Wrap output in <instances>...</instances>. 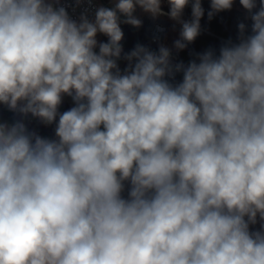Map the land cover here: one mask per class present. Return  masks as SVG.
<instances>
[{
  "label": "clouds",
  "instance_id": "9594fccd",
  "mask_svg": "<svg viewBox=\"0 0 264 264\" xmlns=\"http://www.w3.org/2000/svg\"><path fill=\"white\" fill-rule=\"evenodd\" d=\"M167 3L76 20L59 0H0V105L56 124L48 139L0 123V264H264V0H239L251 34L239 23L218 55L125 53L137 8L181 24L177 52L195 41L201 0L190 21V0ZM233 3L210 0L209 20Z\"/></svg>",
  "mask_w": 264,
  "mask_h": 264
},
{
  "label": "trees",
  "instance_id": "16d2710c",
  "mask_svg": "<svg viewBox=\"0 0 264 264\" xmlns=\"http://www.w3.org/2000/svg\"><path fill=\"white\" fill-rule=\"evenodd\" d=\"M163 1V0H162ZM202 7L204 9V15L200 20L201 32L200 35L195 39V41L187 46L186 49L179 51L175 57L172 58L173 63L183 62L187 65L191 60L196 59L197 53H202L209 48L214 49L219 54V49L222 44L231 41L232 43H238L239 23H244L246 25L245 35L251 34V25L252 21L249 17V13L245 10L239 0H234L231 10H226L219 12L213 16L211 20L208 18V12L210 9V0H201ZM259 5V0H257ZM169 9V8H168ZM258 10V9H257ZM255 11V10H254ZM192 9H191V0L189 5L184 9L182 19L185 21H190L192 19ZM121 19H123L121 17ZM124 37L122 40V45L124 52H130L137 45V39L132 29L127 24H121ZM107 37L101 34L100 42H107ZM139 44L144 45L151 49L152 51H158L157 47L152 46L146 37L140 36ZM98 52V48L96 49ZM119 67L123 70L127 66V62L121 59L118 61ZM182 80V73H177L175 76V82H180ZM74 104L62 103L59 107V112L63 113L64 111L69 110L73 107ZM19 113L10 111L6 106L1 105L0 120L2 123L12 124L17 121ZM58 120V118H57ZM39 123L42 124L40 121ZM51 125H56L55 123ZM48 139H56L55 136L49 137ZM251 230H258L260 224L250 226Z\"/></svg>",
  "mask_w": 264,
  "mask_h": 264
},
{
  "label": "built area",
  "instance_id": "2783aa9c",
  "mask_svg": "<svg viewBox=\"0 0 264 264\" xmlns=\"http://www.w3.org/2000/svg\"><path fill=\"white\" fill-rule=\"evenodd\" d=\"M114 3L115 0H80L79 3H77V0H59L58 6L65 7L69 16L78 20L82 13L87 14L89 19H92L98 7L104 6L107 8H112L114 7ZM161 7L164 13H168L169 5L167 0L162 1ZM135 13L136 16L139 15L137 10ZM139 19L142 21L141 27L136 28L129 25V27H132L130 28L136 36L137 44H139L140 36H144L152 46L159 48L160 45L165 46L167 37L171 31L181 30V27L174 24V20L170 19L167 15L153 19L149 14L146 13ZM160 29H162V31ZM172 58L176 59L175 55H172ZM62 103L72 105L74 104L72 98L66 95L63 97ZM17 120L23 121L30 131H35L44 138L55 136L56 125H41L39 120L32 117L30 114L27 116L19 114ZM0 123H2L1 120Z\"/></svg>",
  "mask_w": 264,
  "mask_h": 264
},
{
  "label": "rangeland",
  "instance_id": "374dc122",
  "mask_svg": "<svg viewBox=\"0 0 264 264\" xmlns=\"http://www.w3.org/2000/svg\"><path fill=\"white\" fill-rule=\"evenodd\" d=\"M138 11V14L137 17L138 18H141L143 17L146 13H144L141 9H137ZM174 24L178 25L181 27V24L176 22V21H173ZM131 27V26H130ZM132 28V27H131ZM181 31V30H180ZM180 31H171L167 37V41H166V44L167 42L169 43V46L165 44V47H168L169 49L172 50V55H176L178 52L177 50L173 47V44H174V41L177 40L179 38V34H180ZM97 40L100 42L101 41V34H98L97 36ZM0 113H1V105H0Z\"/></svg>",
  "mask_w": 264,
  "mask_h": 264
},
{
  "label": "crops",
  "instance_id": "0c3cea01",
  "mask_svg": "<svg viewBox=\"0 0 264 264\" xmlns=\"http://www.w3.org/2000/svg\"><path fill=\"white\" fill-rule=\"evenodd\" d=\"M166 45L169 46V43L167 42ZM129 187H130V185H129L127 182H125V190H124L123 193H122V196H123L124 198H128V189H129Z\"/></svg>",
  "mask_w": 264,
  "mask_h": 264
},
{
  "label": "water",
  "instance_id": "95a60500",
  "mask_svg": "<svg viewBox=\"0 0 264 264\" xmlns=\"http://www.w3.org/2000/svg\"><path fill=\"white\" fill-rule=\"evenodd\" d=\"M136 13H134V15H135Z\"/></svg>",
  "mask_w": 264,
  "mask_h": 264
}]
</instances>
